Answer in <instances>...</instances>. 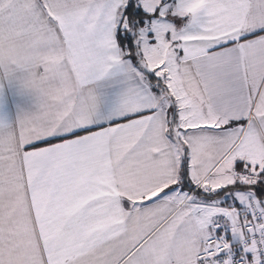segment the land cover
Returning a JSON list of instances; mask_svg holds the SVG:
<instances>
[{
    "label": "snow or ice",
    "instance_id": "6c2138e0",
    "mask_svg": "<svg viewBox=\"0 0 264 264\" xmlns=\"http://www.w3.org/2000/svg\"><path fill=\"white\" fill-rule=\"evenodd\" d=\"M0 264H264V0H0Z\"/></svg>",
    "mask_w": 264,
    "mask_h": 264
}]
</instances>
